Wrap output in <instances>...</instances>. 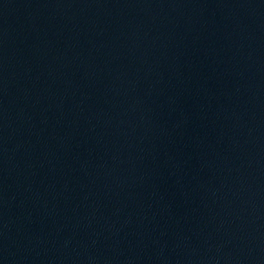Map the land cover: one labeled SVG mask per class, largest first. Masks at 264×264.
<instances>
[{"label":"water","instance_id":"water-1","mask_svg":"<svg viewBox=\"0 0 264 264\" xmlns=\"http://www.w3.org/2000/svg\"><path fill=\"white\" fill-rule=\"evenodd\" d=\"M0 264H264V0H0Z\"/></svg>","mask_w":264,"mask_h":264}]
</instances>
